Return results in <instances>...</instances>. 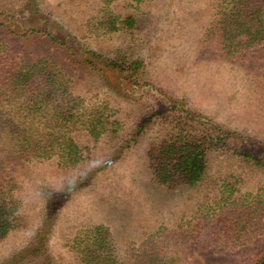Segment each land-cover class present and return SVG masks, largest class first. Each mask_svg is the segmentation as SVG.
I'll return each mask as SVG.
<instances>
[{"label":"rangeland","instance_id":"obj_1","mask_svg":"<svg viewBox=\"0 0 264 264\" xmlns=\"http://www.w3.org/2000/svg\"><path fill=\"white\" fill-rule=\"evenodd\" d=\"M23 1L0 0L10 13L0 21L15 29L27 24L19 13ZM101 4V0H37L43 15L50 14V28L55 27L53 22L68 25L78 35L82 31L76 28L85 27ZM229 5L230 0H150L140 6V29L133 39L125 34L88 35L87 48L100 55L116 47L128 48L130 57L142 61V81L132 84L117 72L95 75L90 68L71 72L75 94L109 103L120 125L117 139L104 137L91 145L89 160L72 169L51 160L18 172V195L27 220L0 242V263L30 243L48 217L47 196L61 190L63 196L54 202L58 212L42 228V235L51 233L46 253L54 264H74L68 242L76 232L95 225L107 228L124 251L147 234L190 220L198 205L208 202L210 187L222 185L223 176L231 200L246 208L257 198L258 213L263 212L264 175L242 169L231 155L237 149L264 158V53L257 46L234 57L224 54L217 26ZM111 6L117 13V1ZM173 100L196 110L208 126L216 124L228 133V148L210 155L209 178L197 189L167 190L153 183L146 152L154 133L140 138L129 152L114 148L121 136L130 134L138 117L166 109ZM239 173L241 182L233 184ZM232 185L236 188L230 191ZM253 228L235 245L205 249L197 264H251L264 252V215Z\"/></svg>","mask_w":264,"mask_h":264},{"label":"trees","instance_id":"obj_2","mask_svg":"<svg viewBox=\"0 0 264 264\" xmlns=\"http://www.w3.org/2000/svg\"><path fill=\"white\" fill-rule=\"evenodd\" d=\"M101 1L97 15L87 19L85 27L76 28L82 31L79 35L68 25L53 22L55 27L50 28V14L43 15L37 0L22 2L19 13L27 24L15 29L7 21H0V242L27 220L18 195L19 171L51 160L72 169L89 160L91 145L104 137L117 139L120 125L109 103L98 101L96 96L75 94L70 86L71 72L90 68L95 75L117 72L132 84L142 81V61L130 57L128 48L116 47L100 55L89 51L86 42L88 35L125 34L133 39L140 29V6L150 0ZM116 1L117 13L111 6ZM231 3L217 26L222 51L234 57L261 46L264 53L262 1ZM120 7L124 8L121 13ZM7 13L5 6H0V18H6ZM170 103L166 109L150 112L147 118L138 117L130 134L121 136L114 148L129 152L140 138L154 133L146 152L153 183L167 190L197 189L209 178L210 155L228 148V133L216 124L208 126L201 114L183 103ZM232 152L231 158L238 159L242 169L264 175L263 157L237 149ZM241 175L233 184L241 182ZM223 177L222 185L214 183L216 188L210 187L208 202L200 203L190 220L147 234L124 251L102 225L76 232L67 244L73 263L197 264V257L205 249L235 245L249 228L255 230L264 209L258 213L257 198L246 208L231 200L233 194L226 189L229 183ZM234 188L232 185L228 189ZM63 194L61 190L47 196L48 217L42 227L30 243L11 252L0 264H54L46 253L51 233L42 235V228H47L48 219L58 212L54 202ZM251 264H264V252Z\"/></svg>","mask_w":264,"mask_h":264}]
</instances>
